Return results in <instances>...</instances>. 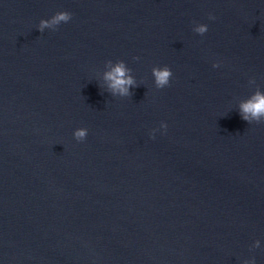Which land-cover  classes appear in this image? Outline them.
<instances>
[{
    "label": "water",
    "instance_id": "water-1",
    "mask_svg": "<svg viewBox=\"0 0 264 264\" xmlns=\"http://www.w3.org/2000/svg\"><path fill=\"white\" fill-rule=\"evenodd\" d=\"M257 89L264 0H0V264H264Z\"/></svg>",
    "mask_w": 264,
    "mask_h": 264
},
{
    "label": "clouds",
    "instance_id": "clouds-1",
    "mask_svg": "<svg viewBox=\"0 0 264 264\" xmlns=\"http://www.w3.org/2000/svg\"><path fill=\"white\" fill-rule=\"evenodd\" d=\"M72 19V13L69 11H58L51 18L41 19L38 29L43 32L46 28L57 30L61 23H67ZM209 19L214 20L216 17L213 14H209ZM208 24L195 23L193 31L204 35L208 31ZM139 59V57H134ZM108 64L112 65L111 69L105 73V80L108 82V91L113 96L127 97L132 95L131 89L138 86L137 81L133 75H131V69L126 65L123 60L116 61L113 64L112 60H108ZM220 61H216L213 67H219ZM154 76L155 86L158 89H163L170 85L171 78L173 76L172 69L168 65L154 66L152 69ZM250 83H255V79L252 78ZM239 113L241 118L247 121L249 124L264 123V91L257 89L254 94L247 100L242 101L239 105ZM160 127L167 131V122H161ZM157 129L152 130V138H155V132ZM88 135V129L86 127L77 128L74 131V137L78 141H83ZM256 246H259V241L256 242Z\"/></svg>",
    "mask_w": 264,
    "mask_h": 264
}]
</instances>
